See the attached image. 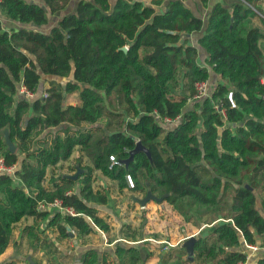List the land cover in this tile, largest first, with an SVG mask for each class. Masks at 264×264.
<instances>
[{"label": "trees", "instance_id": "trees-1", "mask_svg": "<svg viewBox=\"0 0 264 264\" xmlns=\"http://www.w3.org/2000/svg\"><path fill=\"white\" fill-rule=\"evenodd\" d=\"M164 1L115 0L112 5L110 0H78L74 11L48 33L5 28L0 20V155L6 165H18L16 178L0 174V254L27 217L33 223L21 232L29 249L48 246L52 256L60 249L48 240L47 229L56 232L58 240L69 237L66 226L80 236L94 226L108 231L94 205L107 204L109 195L94 189L95 170L115 181L120 192L144 195L148 181L154 195L169 194L162 202L184 220L198 227L212 224L196 239L192 261L179 244L162 252L163 264H238L247 255L239 246L264 238V0L212 5L198 39L206 52L204 66L187 38L203 28L202 18L183 0ZM200 1L206 5L208 0ZM69 2L1 0L0 15L41 26L48 13L64 10ZM210 71L218 76L215 87L208 96L193 99L196 84L206 82ZM44 77H54L47 79L46 97H16L19 85L35 93ZM70 94H76L75 104L66 102ZM154 112L180 119L166 128ZM103 116L104 126L74 143L72 138L60 143L53 136L50 152L28 149L41 127L67 133ZM5 126L16 145L13 153L1 133ZM136 141L148 149L152 163L139 151L126 167L120 161ZM77 144L72 171L78 165L84 171L76 179L51 177L49 188L34 194L32 185L42 181L46 164L67 159ZM83 156L89 164H82ZM110 156L116 158L112 165ZM257 190L262 212L256 206ZM56 198L76 215L38 208L40 200ZM125 235L134 238L135 232ZM115 255L128 264L140 260L131 246L117 245ZM49 259L46 264L54 257ZM80 261L109 264L107 254L100 257L94 249L85 251ZM256 262L264 264V257Z\"/></svg>", "mask_w": 264, "mask_h": 264}, {"label": "crops", "instance_id": "crops-1", "mask_svg": "<svg viewBox=\"0 0 264 264\" xmlns=\"http://www.w3.org/2000/svg\"><path fill=\"white\" fill-rule=\"evenodd\" d=\"M140 1L144 2L145 4H150V2L152 0H140ZM166 1L167 0H165L164 2H166ZM183 1H184V4L188 8H190L191 11L196 16L202 18V20L204 22L203 28L200 31L192 32L187 37L189 39V43L197 48V52H198L197 62H198V64H200L201 66H204L205 65V61L204 60L206 58V52H205L204 48L201 47L198 44V39L204 34V31H205V28H206V19H207V16H208V14H209V12L211 10L212 5L215 4L217 1H221L222 2L223 0H208L206 5H203L200 0H183ZM77 2H78V0H70L68 6L64 10H61V11L55 13V14L48 13V21H47V23L44 24V25H41V26H35V25H32V24H21L19 22L7 19V18H5L2 15H0V20L2 21V25L5 28H9V27L19 28V27H23V28H27V29H34V30H37V31L48 33L50 31V29L57 24V22L61 19V17L63 15L69 14V13L74 11ZM114 2H115V0H110V3L112 5L114 4ZM160 9H162V8H160ZM49 78H54V77H47V78L44 77L43 80H41L39 88L34 94L35 97L39 96L42 93V91H45V89L48 87L47 79H49ZM217 81H218V76L214 72L210 71L209 78L206 81V89H207L208 92L213 89V87L215 86ZM70 95H72V96L74 95L75 96V101H69V99L67 97L66 102L69 103V104H75L76 101H77L76 94H70ZM70 95H68V96H70ZM106 121H107L106 117L103 116L98 121H96L95 123H92V124L84 123L81 126L88 127L89 129L90 128L94 129L96 126H104L106 124ZM45 129H54V128H45ZM45 129L43 127L39 128L38 130H36L33 133L32 137L39 135L41 132L45 131ZM64 131L65 130L61 129V130H58L56 132V134H55L56 139H58L60 141V143L64 142L68 138H72V140H73L74 136L76 134H78V132H71L70 130L67 133L64 132ZM46 132H50V131H46ZM46 136H47L46 138L38 139L36 141L37 142L36 143L37 147L34 148V149H30V150H32V152L34 151L36 153L37 150L40 148V150H45V151L50 152L51 149H52V142L51 141L53 139V136H52V139H51V136H49V134H47ZM75 155L78 156L79 155V151L76 150ZM44 156L45 155L42 154L40 157H44ZM65 164H67V162H65ZM87 164H89V163H87ZM53 165L54 164L49 165L47 163L46 167L44 169L42 181H40L38 184L32 185L31 190L34 191V194H36L37 190H39V189L46 190L47 188H49V185H50L49 181L51 180V177H57L59 172H60V174H63V175H69V173H71L69 171L65 172V171H63L61 169L60 170H56V169H54L52 167ZM55 165L58 166V165H60V163L57 162V163H55ZM50 166H51V169H50ZM61 168H62V165H61ZM52 169H53V171L55 170L56 173L52 174ZM93 175H94V181H93L94 189L95 190L105 189L108 192V195H109V200H108L107 204L94 205L97 208V210H98L97 215L99 217L104 218L106 220V222L108 223V225H109V230L105 231V232L109 233L110 236L115 235L113 240L109 241L108 243H106V242L104 243L105 245H109L110 247L107 249L108 251H104L101 254L98 253L100 255V257L102 256V254H107V262L109 264H128V262H121L116 257L115 248H116L117 245H120V246H123V247L131 246V247H134V248L137 249L138 255L140 257V260L138 261L137 264H163V262H162V252L166 249V247H168V246H166L165 241L169 242V239L161 237L162 234L165 235V233H166V232H164V229H163L165 227L166 219L165 218H161L159 215H157V212L159 211V209H158V206H160L159 204H162V209H160V212H161V214H163V212L165 213L168 209H166V210L164 209V206H165L164 203L165 204H167V203L166 202H160L159 203V202L150 200V201H148L146 203L145 207L141 209L140 205L137 202L129 200V195L131 193H133L135 195H138V196L142 197L143 194L134 193V192L129 191V190H124V192H120L119 189H118L117 183L115 181L109 179L108 177L104 176L99 170H95L93 172ZM114 198L118 199V201L123 203V206H122L123 209L127 206V204H129V206H131V208H133V209L136 208V210H134V213H136L137 210H142L143 212H144V210H147V216L142 221V223L145 225L144 228H142L143 227L142 223H141V225L140 224L138 225V223H137V222H139L138 216L135 217L136 220H133L132 217H127L126 213H125L124 217L119 214L120 217L118 219L123 218V221L122 220L119 221V224L116 225L115 224V220L113 219V217H115V215H116V211H114L115 210V206H113V205H115ZM154 202H156V203H154ZM136 204H138V206ZM28 218L31 220V222L29 220L24 222L25 221V218H24L23 220H21V222H19L16 225L15 229H17L19 225H23L24 226V225L32 224L33 223L32 218L31 217H27L26 219H28ZM190 223L192 225H194V228L191 229V232H189L188 234H184L183 236L178 237L175 242L168 243L170 245V247L182 244L183 241L187 237L192 236V235H194L196 238H198L199 235L203 234V232H206L209 229V227L212 225V224H205V225L202 224L200 227H198L197 224H194L193 222H190ZM131 224H132V226H131ZM133 224H136V227H134ZM22 227L18 228V230H19V232H18L19 233V241H17L18 242V243H16L17 245H19L21 242H25L26 243V241H27V239L22 236V232H21ZM15 229H14V232L16 231ZM134 229H136V230H134ZM159 231L161 232L160 233L161 236L157 237ZM175 231H174V234H173V232L170 230V233L173 234L172 235L173 238L177 237V232H175ZM102 232H104V231H102ZM105 232L103 234L100 232V234L104 236ZM132 232H135V237L134 238L133 237H128V236L125 235V234H131ZM48 233H49V231H48ZM74 233H75V235H77V231L75 229H74ZM91 233H89V234H91ZM54 234L57 237V241H59V242H61L62 240L72 241V239H73V236L72 237L69 236L67 239L58 240V236H57L58 234L56 232H54ZM49 236L52 239V241L57 245V247L61 250V248H60L61 247L60 246L61 243H56L53 240V233H49ZM78 236H80V235H78ZM104 239L106 240L105 236H104ZM256 241H258V243H256L258 246H260V244L264 245V238L263 237L257 236L256 237ZM27 244H28V241H27ZM9 245H8V247L6 248V250L2 254H5V252L9 249ZM28 249H29V247H28ZM89 249H94V248H89ZM89 249H87V250H89ZM239 249L241 251L245 252L248 255V260L246 259L247 264H257V262H256L257 259L260 258V257H264V248H263V246H260V248H258L257 250H249V249L245 248L244 244H241L239 246ZM87 250H85V251H87ZM94 250H96V249H94ZM42 251H44V250L42 249ZM30 252H31V250H30ZM30 252L27 251V254L29 255ZM84 252H82L81 255L78 256V260L77 261L80 262L81 257L84 254ZM44 253H45V251H44ZM2 254H0V256ZM22 254H23V251L20 254H18V255L15 254L11 259H9V263H7V264H11V263L13 264L15 262L16 258L20 259L21 257H23ZM72 256H73V254L71 255V257ZM53 257L56 258L55 255H53L52 258ZM27 258H28L27 256L24 257V259H27ZM49 258L50 257H47L45 259V262H43V263H42L43 260L39 259V258L38 259L37 258H35V259L33 258L32 261L35 264H37L36 261L41 260V264H46V262H47V260ZM193 258H194V251H193ZM73 259H74V256H73ZM75 259L73 260L74 262H75ZM186 259L189 260L187 258V255H186ZM192 260H189V261H192Z\"/></svg>", "mask_w": 264, "mask_h": 264}, {"label": "rangeland", "instance_id": "rangeland-1", "mask_svg": "<svg viewBox=\"0 0 264 264\" xmlns=\"http://www.w3.org/2000/svg\"><path fill=\"white\" fill-rule=\"evenodd\" d=\"M57 79L59 81L60 80L61 81L63 80L61 78H57ZM43 92H45V91H42V93L39 96H36V97H41L42 94H43ZM209 92H211V90ZM34 98H35V96L33 98H31V99H34ZM31 99H29V100H31ZM68 99H69V101H75V96L74 95L73 96L70 95V96H68ZM190 105H191V103L189 104V102H188V105L185 106V110L187 108H189ZM173 126L174 125H170L169 127H173ZM61 129H63V128L57 127V128H54V129H45V131L41 132L39 135L33 136L30 139V141L28 142V149H34V148H36L37 147V145H36L37 142L36 141L38 139L46 138L47 137L46 136L47 134H49V136H51V139H52V136H55L56 132L58 130H61ZM69 130L71 132H78V134H76L74 136L73 141H71L70 143H74L76 139H80L81 137H85L86 136V132H92V134H94L93 133V130H94L93 128H90L89 129L88 127H85V126L79 127V129H77V130H74V129H69ZM46 131H50V132H46ZM9 136H10V134H9ZM68 143L69 142H66V145ZM66 145L63 143L61 145V147L58 148L60 154L63 153ZM79 147H80L79 144L73 146L70 156L67 159H59L57 162H59L60 165L56 166L54 164L52 167L54 169H56V170H60L61 169V170L65 171V172H68L69 171V172H71V173H69V175L74 174L76 172V170H77V166H76V170H74V171H72L73 170L72 167L74 165L75 158L77 157L75 155V152H76V150L79 151ZM65 162H67V164H65ZM87 162H88V158L85 157V156H83V158H82V164H86ZM61 165H62V168H61ZM78 167H80V166L78 165ZM50 169H51V166H50ZM80 169H82V168L80 167ZM54 173H56L55 170H54L53 174ZM58 174H60V172ZM139 194H141V193H139ZM261 196H262L261 193L257 190V203H256V206H257V208H259L262 211L261 206H260V201L262 199ZM228 198H229V196L227 197V199ZM114 200H115V202H114L115 205H113V206H115V210L114 211H116V215H115V217H113V219L115 220V224L116 225L119 224V221H121V220L123 221V218L118 219L120 217L119 214L124 217L125 213H126L127 217H132L133 220H136L135 217L138 216L139 222H137V223H138V225L139 224L141 225L143 219L146 218V216H147V210H144V212L142 210H137V212L134 213V210H136V208L133 209V208H131V206H129V204H127V206L123 209L122 208L123 203H121L120 201H118V199H115L114 198ZM154 203H156V202H154ZM136 205L138 206V204H136ZM159 205L160 206H158L159 211L157 212V215H159L161 218H165L166 219L165 227L163 228L164 229V232H166V233H165V235L162 234V236H161L160 235L161 232L159 231L157 237H160L161 236L162 238H168L169 239V243H172V242H175L178 237L183 236L184 234H188L189 232H191V229L194 228V225H192L190 222H187L186 220H184L177 213L173 212L170 209V206H168L165 203H164V205H165L164 206V209L165 210L168 209V210L165 213L163 212V214H161L160 209H162V204H159ZM27 220H29L31 222V220L29 218L28 219H25L24 222H26ZM89 220L92 223V220L90 218H89ZM198 222H201L200 219L198 220ZM142 225H143L142 228H144L145 225L143 223H142ZM22 226L23 225H19L18 228L19 227H22ZM131 226H132V224H131ZM133 226L136 227V224H133ZM18 228L15 229L16 231L14 232L12 241H11V243L9 245V249L5 252V254H2L0 256V264H7V263H9V259H11L15 254H17V255L20 254L22 251H23V254H22L23 257H21L20 259H17L16 258V260L14 262L15 264H35L32 261L33 258L34 259L35 258L42 259L43 262H45V259L47 257L52 258V255L51 254H48L46 252V251L51 252V249L48 246L38 247L39 249L36 247V249L34 251H31L30 252V250L28 249L29 246L27 244V241H26V243L25 242H21L19 245H17L16 243H18L17 241H19V233H18L19 230H18ZM72 230H73V232H72L73 233V239H72V241L62 240L61 242L57 241V237L55 236L54 232H50L49 229L45 230L44 233L45 234H48V240L49 241L52 240L50 238V236H49V233H53V240L56 243H61L60 244L61 250L59 252H57V254L54 253V255H55L56 258L53 259L52 264H74L75 262H79V261H77L78 260V256H80L82 252H84L85 250H87L89 248L96 249L99 254L103 253L104 251H108L107 249L110 246L109 245H105L104 243L105 242L108 243L109 241L113 240L114 239V236H115V235L110 236L109 233L105 232V234H104V236L106 237V240H105L104 239V236L100 234V232L102 234L104 232H102L96 226H94V231L91 234H89V235L87 234V235H84V236H81V237L78 236V234L75 235L74 229H72ZM134 230H136V229H134ZM170 230L173 232V234H174V231L176 230L175 232H177V237L173 238L172 237L173 234L170 233ZM48 231H49V233H48ZM41 236L43 237L42 234H41ZM166 242L167 241H165V243ZM166 246L170 247L169 244H166ZM42 249L45 251V253H44V251H42ZM27 251L30 252L29 255L27 254ZM72 254L74 256V259L76 258L75 259V262L73 261L74 260L73 259V256L71 257ZM25 256H27L28 258L27 259H24Z\"/></svg>", "mask_w": 264, "mask_h": 264}, {"label": "built area", "instance_id": "built-area-1", "mask_svg": "<svg viewBox=\"0 0 264 264\" xmlns=\"http://www.w3.org/2000/svg\"><path fill=\"white\" fill-rule=\"evenodd\" d=\"M196 90H197V92L193 96V99H201V98L208 96L210 94V92H208L206 89V82L197 83L196 84ZM34 94H35L34 92L28 91L23 85H19V88H18L17 93H16V97L19 96V97H23L25 99H31L34 97ZM46 96H47V93L43 92L42 98L46 97ZM215 108H217V105H215ZM153 115H154L155 119L160 121L162 123L163 127H166V128L170 125H176L180 119L179 116L174 118V119L169 118V117H162L161 115H159L156 112H154ZM109 158L112 162L111 165L113 163H115L116 158L114 156H110ZM17 168H18L17 164L6 165L4 162L3 156L0 155V174H8V175L14 176V173H15ZM127 180L129 182L130 186H133L132 180H131L129 175H127ZM38 208H40V209H43V208L58 209L59 211L66 212V213H69L71 215H76L75 211L72 208L62 206V201L60 199H57V198L54 199L53 201H50V202L40 200L38 202ZM71 232H73L72 229H71ZM168 243L169 242L167 241L166 244H168ZM243 244L245 245V248L249 249V250H257L258 248H260V246H263V248H264V245L258 246L256 243L255 244H248L246 242H243ZM246 259L248 260V255H246ZM238 264H247V261L245 260L244 262H240Z\"/></svg>", "mask_w": 264, "mask_h": 264}, {"label": "water", "instance_id": "water-1", "mask_svg": "<svg viewBox=\"0 0 264 264\" xmlns=\"http://www.w3.org/2000/svg\"><path fill=\"white\" fill-rule=\"evenodd\" d=\"M122 49L125 50L126 48L122 47ZM1 133H2L3 138H4V143L6 145V148L12 153L15 152L16 151V145L10 139L8 127L5 126L1 130ZM139 151L145 152L147 157L149 158L150 162L152 163L150 152L148 151V149L146 147H144L141 144L140 141H136L134 148L129 151V156L127 158L121 159L120 162L127 167L128 163L133 160L134 154L139 152ZM81 172H82V169H80V167L77 166L76 172L72 175H67V177L72 178V179H76ZM146 186H147L146 193L142 197L135 195L133 193H131L129 195V200L137 202L141 208H144L146 203L150 200H153V201L160 203L163 201V198L166 195H169V194H164V195H161L158 197L151 192L148 181H146ZM66 230H67L69 236L72 237L73 234L71 232V228L69 226H66ZM196 239L197 238L194 235H192V236L187 237L182 243L183 247L186 250L187 258L189 260L193 259L194 243H195ZM74 264H82V262H75Z\"/></svg>", "mask_w": 264, "mask_h": 264}, {"label": "flooded vegetation", "instance_id": "flooded-vegetation-1", "mask_svg": "<svg viewBox=\"0 0 264 264\" xmlns=\"http://www.w3.org/2000/svg\"><path fill=\"white\" fill-rule=\"evenodd\" d=\"M81 262V261H80Z\"/></svg>", "mask_w": 264, "mask_h": 264}]
</instances>
